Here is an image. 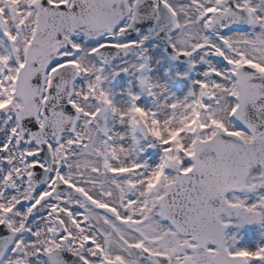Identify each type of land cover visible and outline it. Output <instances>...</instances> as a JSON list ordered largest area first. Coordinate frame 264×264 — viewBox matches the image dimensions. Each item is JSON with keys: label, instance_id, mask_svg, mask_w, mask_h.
<instances>
[{"label": "snow or ice", "instance_id": "snow-or-ice-1", "mask_svg": "<svg viewBox=\"0 0 264 264\" xmlns=\"http://www.w3.org/2000/svg\"><path fill=\"white\" fill-rule=\"evenodd\" d=\"M0 264H264V0H0Z\"/></svg>", "mask_w": 264, "mask_h": 264}]
</instances>
